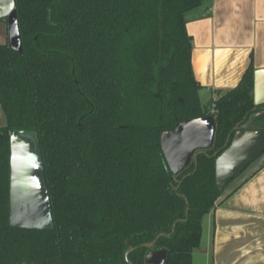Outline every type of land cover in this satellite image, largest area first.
Listing matches in <instances>:
<instances>
[{
  "label": "trees",
  "instance_id": "obj_1",
  "mask_svg": "<svg viewBox=\"0 0 264 264\" xmlns=\"http://www.w3.org/2000/svg\"><path fill=\"white\" fill-rule=\"evenodd\" d=\"M205 1L14 0L22 52L0 43V264H144L155 239L165 264H192L224 193L215 157L264 108L251 69L200 102L185 13ZM208 114L212 147L173 175L160 132ZM14 129L37 131L51 230L8 223Z\"/></svg>",
  "mask_w": 264,
  "mask_h": 264
},
{
  "label": "crops",
  "instance_id": "obj_2",
  "mask_svg": "<svg viewBox=\"0 0 264 264\" xmlns=\"http://www.w3.org/2000/svg\"><path fill=\"white\" fill-rule=\"evenodd\" d=\"M185 21L200 101L236 87L248 69L253 74L264 69V0H207L187 11ZM6 30L0 25V43L6 41ZM193 251L192 264L197 256L202 264L264 263V151L203 216L200 244Z\"/></svg>",
  "mask_w": 264,
  "mask_h": 264
},
{
  "label": "water",
  "instance_id": "obj_3",
  "mask_svg": "<svg viewBox=\"0 0 264 264\" xmlns=\"http://www.w3.org/2000/svg\"><path fill=\"white\" fill-rule=\"evenodd\" d=\"M14 0H0V20L6 19L7 46L22 52ZM255 106L264 104V69L253 74L251 91ZM264 110L251 114L234 133L226 148L215 157L214 180L222 193L228 183L247 163L264 151ZM215 116L208 114L175 122L173 129L160 132L159 143L167 167L179 174L199 153L212 147L215 138ZM8 223L13 228L51 230L53 219L43 162L36 130L14 129L9 137ZM155 240L145 243L150 248L144 264H165L166 252L155 247ZM131 249L126 251V254Z\"/></svg>",
  "mask_w": 264,
  "mask_h": 264
},
{
  "label": "rangeland",
  "instance_id": "obj_4",
  "mask_svg": "<svg viewBox=\"0 0 264 264\" xmlns=\"http://www.w3.org/2000/svg\"><path fill=\"white\" fill-rule=\"evenodd\" d=\"M6 25V22H4V21H2V20H0V25ZM0 39H3L2 38V36L0 35ZM1 42V41H0ZM200 92H202V91H200ZM201 94V96H202V94L203 93H200ZM204 95H203V97H202V102L205 104V107H207L208 109L211 107V102H212V100L210 99L209 101H205V99H204ZM194 252V251H193ZM197 258V259H196ZM194 257V259H193V264H202L203 263V258L201 259V260H199V258H198V256L197 257Z\"/></svg>",
  "mask_w": 264,
  "mask_h": 264
},
{
  "label": "flooded vegetation",
  "instance_id": "obj_5",
  "mask_svg": "<svg viewBox=\"0 0 264 264\" xmlns=\"http://www.w3.org/2000/svg\"><path fill=\"white\" fill-rule=\"evenodd\" d=\"M5 22V21H4ZM199 100H200V97H199ZM201 102V101H200ZM264 110V108H261L259 111H262ZM244 124V123H243ZM243 124L239 125V126H242Z\"/></svg>",
  "mask_w": 264,
  "mask_h": 264
},
{
  "label": "built area",
  "instance_id": "obj_6",
  "mask_svg": "<svg viewBox=\"0 0 264 264\" xmlns=\"http://www.w3.org/2000/svg\"><path fill=\"white\" fill-rule=\"evenodd\" d=\"M215 99V98H214ZM213 113V111H211Z\"/></svg>",
  "mask_w": 264,
  "mask_h": 264
}]
</instances>
